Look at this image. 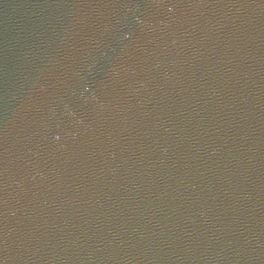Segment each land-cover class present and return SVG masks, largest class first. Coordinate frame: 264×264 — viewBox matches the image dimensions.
<instances>
[{
    "label": "water",
    "instance_id": "1",
    "mask_svg": "<svg viewBox=\"0 0 264 264\" xmlns=\"http://www.w3.org/2000/svg\"><path fill=\"white\" fill-rule=\"evenodd\" d=\"M264 185V0H0V264H243Z\"/></svg>",
    "mask_w": 264,
    "mask_h": 264
}]
</instances>
